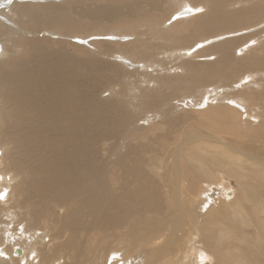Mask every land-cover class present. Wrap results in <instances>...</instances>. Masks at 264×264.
I'll use <instances>...</instances> for the list:
<instances>
[{
	"label": "bare ground",
	"instance_id": "6f19581e",
	"mask_svg": "<svg viewBox=\"0 0 264 264\" xmlns=\"http://www.w3.org/2000/svg\"><path fill=\"white\" fill-rule=\"evenodd\" d=\"M262 48L264 0H0V264H264Z\"/></svg>",
	"mask_w": 264,
	"mask_h": 264
},
{
	"label": "rangeland",
	"instance_id": "374dc122",
	"mask_svg": "<svg viewBox=\"0 0 264 264\" xmlns=\"http://www.w3.org/2000/svg\"><path fill=\"white\" fill-rule=\"evenodd\" d=\"M60 1V0H59ZM62 1V0H61ZM180 7V6H179ZM176 8H178V7H176ZM194 16H196L197 15V13H195V14H193ZM144 24V25H143ZM145 24H147L146 22H144V23H142V24H139V25H137L135 28H136V31H134V29H132V31L130 30V29H127V28H124V27H115L116 29H118V28H120V29H122V30H120V31H115V32H117L119 35H121V36H123L124 34H125V36H127V35H136V34H145V36H142V37H140L139 39H141L140 41L141 42H144V41H148L149 40V33H153L152 31H154L155 30V28H153L152 26H150L149 24H147V25H145ZM145 26H147V28L146 29H144V27ZM150 26V27H149ZM148 27H149V29H148ZM115 28H113V29H115ZM139 29V30H138ZM151 29H153V30H151ZM157 29V28H156ZM130 30V31H129ZM146 30V31H145ZM187 30H188V28H187ZM242 30H245V28H243ZM128 31H129V33H128ZM143 31H145V32H143ZM148 31V32H147ZM82 32H84V31H82ZM110 32H112V31H110ZM120 32H123V34H120ZM125 32V33H124ZM134 32V33H133ZM139 32V33H138ZM143 32V33H142ZM133 33V34H132ZM136 33V34H135ZM31 37V36H30ZM62 37V36H61ZM147 38V39H146ZM154 42H156L157 44H159L160 46H162V47H164L165 49H167V51L169 52V53H167L166 52V50L164 49V50H161L160 51V53L158 54L159 56H161V57H159L158 55L156 56V58L155 59H152L149 63H148V65H150L151 63H153V61H155V60H157L158 58H160L159 60L160 61H164V62H167L168 61V59H173V60H170L169 61V63H171V64H169V66L168 67H160V66H155L154 68H155V70L152 68L151 69V67H149V70H151V72H153L154 74H156V75H159V76H165V75H171V76H175V75H180L181 73H183V70H181L180 68H179V66H180V64L184 61V60H182V59H178L179 57L177 56H175V58L174 57H171L170 55H171V53L170 52H173L174 50L176 51L177 49L179 50V49H181V47H180V45H178V42H174V43H170V44H164V42H162V41H158V40H153ZM152 41V43H149V45H154V42ZM165 45H163L162 43ZM205 43V44H204ZM211 43H214V41H210V40H208V41H205V42H202L201 44H199L200 46H199V48H201L200 50H202V49H204V48H208L210 45H211ZM127 44V43H126ZM172 44V45H171ZM176 45H178V46H176ZM202 45V46H201ZM59 46H63V47H66L67 48V50H71V52H73L74 54H76V55H81L82 53H81V51L78 49H76V48H72V47H69V46H66L65 44H59ZM56 48L57 47V44H50V48L49 49H51V48ZM177 48V49H176ZM171 49H173V50H171ZM165 52H166V54H165ZM248 52H250V51H248ZM261 54H263L264 53V48H262L260 51H259ZM169 54V55H168ZM243 55L244 53L242 52V53H238L237 54V57L238 56H240V55ZM247 54V53H246ZM196 55V54H195ZM163 56V57H162ZM166 56H170V58H167ZM192 57V56H191ZM191 57H189L190 59H191V61H193V62H196L197 60L199 61V60H214L215 58H217V56H211L212 58H203V57H197V58H191ZM161 58L163 59V58H165V60L163 59V60H161ZM184 59H186V61H190L189 60V58H186V57H183ZM182 60V61H181ZM173 61V62H172ZM185 61V62H186ZM177 66V67H176ZM179 69V70H178ZM156 72V73H155ZM182 75V74H181ZM256 80L258 79V76L255 78ZM255 79L253 78V79H250V80H247V81H244L243 80V82H241L242 83V85H240L239 87H237V89H241V90H243V89H245V90H247V89H250V87L251 88H253L254 86L253 85H251V84H249V82L250 81H255ZM248 84H249V86H248ZM154 84H152V86H153ZM247 85V86H246ZM243 87V89H242V87ZM246 86V87H245ZM207 92L205 93V94H207V97H211L210 98V100L212 99V97L214 96V92L212 91V89H207L206 90ZM221 91H222V89L220 90H218L217 91V93H219V95H221L222 93H221ZM208 92H212L211 94H212V96H211V94L209 93L208 94ZM221 93V94H220ZM250 92H248L247 94H249ZM191 98L192 97H189L188 99H190L191 100ZM200 98V96L199 97H197V98H195L196 100L197 99H199ZM182 99V98H181ZM185 99V97H183V99H182V101ZM189 100V101H190ZM188 101V102H189ZM184 102H186V101H184ZM242 104H244L245 106L247 105V107L249 108V105L250 104H248V103H243L242 102ZM261 105V104H260ZM254 106V105H253ZM252 107V106H251ZM258 112H260L259 110H257ZM193 138H198L199 140L201 139V137H199V136H196V137H193ZM196 140V139H195ZM264 163V162H263ZM220 185H222L223 187H224V184H220ZM216 189H218L217 187H216ZM231 196H232V194H230V196H227V198H229V200H230V198H231ZM193 238V237H192ZM158 239H161V238H157L156 240H155V243H153V244H151V245H147V246H142L141 248H137V252H136V254L134 255V256H137V258H140V256H139V253H140V251H142L143 249H149V248H151L152 249V251L155 249V246H156V244L158 243L157 242V240ZM192 243V241L191 240H189L188 242H186L185 244H184V246H185V248H186V250L190 253V252H192L191 250H190V248H189V246H190V244ZM184 248V249H185ZM187 253V252H186ZM193 254H194V252L191 254V262L190 261H186L185 263L186 264H195V263H193L192 262V259H193ZM199 255L202 257V259H203V254L202 253H199ZM206 255V254H205ZM197 257V255L194 257V260H195V258ZM207 257H211L210 259H213V256H209V255H207ZM142 259H144V256H143V258ZM141 262H143V261H141ZM214 262V261H213ZM197 264H205V263H203V261H200V262H198ZM209 264V263H208Z\"/></svg>",
	"mask_w": 264,
	"mask_h": 264
}]
</instances>
